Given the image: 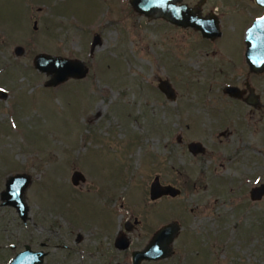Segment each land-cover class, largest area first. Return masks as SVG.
Listing matches in <instances>:
<instances>
[{"label": "rangeland", "instance_id": "1", "mask_svg": "<svg viewBox=\"0 0 264 264\" xmlns=\"http://www.w3.org/2000/svg\"><path fill=\"white\" fill-rule=\"evenodd\" d=\"M214 5L220 36L208 40L129 0H0V196L10 176L29 178L25 222L0 198V264L26 245L47 252L42 264H131L172 222V255L141 264H264V197L249 198L264 183V112L222 92L248 81L264 105V72L245 66L250 13L231 0H209L206 12ZM37 54L87 73L46 87ZM194 141L202 154L187 150ZM155 179L180 194L151 201Z\"/></svg>", "mask_w": 264, "mask_h": 264}, {"label": "water", "instance_id": "2", "mask_svg": "<svg viewBox=\"0 0 264 264\" xmlns=\"http://www.w3.org/2000/svg\"><path fill=\"white\" fill-rule=\"evenodd\" d=\"M183 0H129L132 9L147 18L163 19L176 26L184 28L191 27L201 33L204 38L215 39L220 36L218 20H212L211 23L199 21L194 16V9L189 8L182 3ZM256 4L264 8V0H255ZM201 3V2H200ZM35 28V26H34ZM100 44V36L95 34L92 38L90 50ZM245 61L250 71L260 74L264 71V15L253 22L246 32L245 36ZM16 56L24 54V49L17 46L14 49ZM34 68L50 76L45 82L46 87L57 86L64 83L69 78L82 79L87 73V69L78 60H69L59 56L47 54H37L33 59ZM159 91L167 99L176 98L175 91L168 80H159ZM2 90V89H0ZM224 93L232 97L237 96L236 87L227 86ZM0 96L5 97L6 92L0 91ZM248 103L253 104L248 100ZM188 151L192 155L204 152V148L198 142H191L188 145ZM84 181V176L80 172H74L71 175V183L76 186ZM29 184V178L25 175L10 176L5 183V190L1 192L2 206H10L16 209L20 219H27L28 209L23 201V192ZM180 191L172 186H162L157 179L150 184L149 198L155 201L163 196L176 197ZM250 200L260 201L264 197V184L253 187L250 190ZM136 222V221H135ZM129 227H126V230ZM179 233V226L176 222L166 224L157 229L151 236L148 243L142 250L134 251L131 255L132 264H141L142 262L160 261L169 258L172 255V243ZM80 240V236H78ZM115 246L120 250H126L129 242L120 237L116 240ZM45 253L35 252L29 246H25L24 251L19 252L9 262V264H42Z\"/></svg>", "mask_w": 264, "mask_h": 264}, {"label": "flooded vegetation", "instance_id": "3", "mask_svg": "<svg viewBox=\"0 0 264 264\" xmlns=\"http://www.w3.org/2000/svg\"><path fill=\"white\" fill-rule=\"evenodd\" d=\"M209 0H196L193 4H186L189 8L191 9H194L195 12H194V16L197 20L199 21H203V22H207V23H211L212 20H219L220 21V17H222V12H220L219 9H217V7L214 5L212 6V8H208L207 9V12L205 10V7L207 6V3H208ZM212 1V0H211ZM233 5L232 6H238L240 11L242 9V13H250L251 17L250 20L252 21V23L258 19H260L263 15H264V8H261L260 6H258L255 2V0H231ZM201 2V3H200ZM219 11V13H218ZM252 13L253 16H252ZM247 66V69L249 70V72L251 74H255V73H252L250 71V68L248 66V64L246 63ZM264 72V71H263ZM262 72V73H263ZM260 73V74H262ZM260 74H255V75H260ZM227 86H231V87H236L238 89V95L237 96H230L228 94H225L224 93V88L226 86H224V88L222 89V92L223 94H225L226 96L230 97L232 100H235V101H240V102H243L245 105H247L248 107L250 108H253L255 109V111H260V112H264V105L263 103L261 102L260 100V96L255 92V87H251L249 82L247 81L244 85V88H240L236 85H227ZM177 97V96H176ZM167 99V98H166ZM248 100L251 101L253 104H250L248 103ZM220 136H223L224 135V132H221L219 134ZM195 142V141H194ZM191 143V142H190ZM188 143L187 144V150H188V145L190 144ZM200 143V142H198ZM201 144V143H200ZM202 145V144H201ZM203 147V146H202ZM204 148V147H203ZM199 154H202V153H199ZM261 184H264V183H260V184H257L255 185L254 187H257ZM253 188V187H252ZM251 188V189H252ZM250 189V190H251ZM250 190H249V193H250ZM163 197H166V196H163ZM162 198V197H161ZM249 198H250V195H249ZM160 199V198H159ZM158 200V199H157ZM27 220V219H26ZM25 220V221H26ZM24 221V222H25ZM136 221V220H135ZM137 222V221H136ZM164 226V225H163ZM125 229L126 227H129V230L131 228V224L129 222H126V224L124 225ZM128 230V229H127ZM154 234V233H153ZM152 234V235H153ZM150 240V239H149ZM27 246V245H26ZM11 249H13L11 247ZM25 249V248H24ZM35 252H43L45 253V256L43 258V261L45 259V257L47 256V252H44L42 250H37ZM132 254V253H131ZM146 262V261H145ZM150 262H153V261H150Z\"/></svg>", "mask_w": 264, "mask_h": 264}, {"label": "snow or ice", "instance_id": "4", "mask_svg": "<svg viewBox=\"0 0 264 264\" xmlns=\"http://www.w3.org/2000/svg\"><path fill=\"white\" fill-rule=\"evenodd\" d=\"M0 91H2V90H0Z\"/></svg>", "mask_w": 264, "mask_h": 264}]
</instances>
